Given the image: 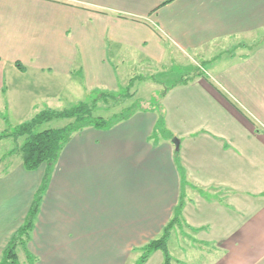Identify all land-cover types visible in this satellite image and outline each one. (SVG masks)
Listing matches in <instances>:
<instances>
[{"label":"crops","instance_id":"crops-1","mask_svg":"<svg viewBox=\"0 0 264 264\" xmlns=\"http://www.w3.org/2000/svg\"><path fill=\"white\" fill-rule=\"evenodd\" d=\"M166 2L0 0V145L10 129L72 95L115 92L111 55L142 64L177 52L208 59L213 46L264 34V0ZM209 61L203 76L162 101L189 183L179 229L200 264H264V46ZM157 120L137 112L112 129L72 136L28 245L37 264H135L134 250L161 236L182 182L174 140L153 138ZM3 170L0 259L46 166L28 172L19 161ZM163 263L159 251L146 264Z\"/></svg>","mask_w":264,"mask_h":264},{"label":"trees","instance_id":"trees-1","mask_svg":"<svg viewBox=\"0 0 264 264\" xmlns=\"http://www.w3.org/2000/svg\"><path fill=\"white\" fill-rule=\"evenodd\" d=\"M172 1L174 0H167L166 3ZM203 75L204 73L196 72L191 77L174 83L164 91L159 103H146L142 100L143 106L137 103L108 118L96 114L98 104L103 102L107 105L109 102L108 100H115L116 103H118V97L115 96V93L113 92L95 91L92 92L90 101L81 102L64 111H55L51 109L44 110L37 114L31 121L10 129L7 134L2 136V138H12L15 141L24 138V143L13 150V153L11 152L10 154L19 155L21 157L26 171L35 172L45 165L46 173L43 183L35 195L34 202L24 224L9 242L3 253V259L0 261V264H19L18 249L20 248L24 251L29 264H37V258L29 252L28 245L32 240L35 225L40 214L41 204L47 191L53 168L56 165L62 150L69 143L74 134L82 133L88 128L109 130L119 123L130 119L137 112H151L158 113V120L155 125L153 138L156 140L166 139L173 142L175 137L166 127L162 101L166 96V93L172 87L176 85H188L190 82H194L198 77ZM127 97L130 98L131 96L127 95ZM144 104L147 107H145ZM59 119L68 120L70 123L62 128L40 130L45 123ZM178 142L175 144V161L182 182L179 203L173 211L171 220L163 228L161 236L149 241L145 246L134 250L135 252L140 253V257L135 264H146L150 257L159 251L164 254L163 264H173V257L170 251V240L177 229L184 228L183 210L187 199L186 188L189 186L187 174L181 162L180 145ZM200 193L206 197V191L200 190Z\"/></svg>","mask_w":264,"mask_h":264},{"label":"rangeland","instance_id":"rangeland-1","mask_svg":"<svg viewBox=\"0 0 264 264\" xmlns=\"http://www.w3.org/2000/svg\"><path fill=\"white\" fill-rule=\"evenodd\" d=\"M262 46H264V34L255 35V37L251 39H243L242 42L230 40L220 43V45H216V47L213 46V50L210 51L207 57L208 59H204L201 55H185L181 52H177L169 56L167 61L163 64H142V62L139 63L138 61H134L131 56H126L124 59L116 54L113 56L111 55L109 56L110 61L117 67L119 74V86L117 90L113 92L115 93L114 95L118 97L119 102L116 103L115 100H108L109 102L107 105L100 102L96 114L108 118L137 103L143 106L142 100L146 103H159L162 94L168 87L182 79L191 77L196 72L204 73L205 69L209 68L208 63L211 58L231 57L235 53L248 52L250 48ZM123 61L125 64H123ZM50 82L52 85V79H50ZM91 94V92H83L82 95L81 93L76 94V96L72 95L70 96L72 97V100H68L69 98H67L65 104L58 106L59 108L57 109L51 110H68L81 102L90 101L92 97ZM119 94L122 97L126 96L122 98ZM127 95L131 97L128 98ZM144 106L147 107L145 104ZM47 109L50 108H45V110ZM69 123L70 121L63 119L54 120L45 123L40 130L62 128ZM19 140L14 141V139L11 138L0 145L2 146L0 147V172L4 171V168L10 167L13 164H18L19 161L22 163V160L18 155L11 156V154L9 156L8 154L9 151L12 152L15 148L23 144V139ZM185 232V230L181 231L178 229L177 232L175 231L170 241L171 254L175 259L174 264H177V260L182 261L184 264H200L201 254L197 253V256L199 257L195 261V258L189 255L187 251L188 244H191L193 240L187 237ZM18 255L19 264H29L24 251L21 248L18 249ZM2 259L3 256L0 261Z\"/></svg>","mask_w":264,"mask_h":264},{"label":"water","instance_id":"water-1","mask_svg":"<svg viewBox=\"0 0 264 264\" xmlns=\"http://www.w3.org/2000/svg\"><path fill=\"white\" fill-rule=\"evenodd\" d=\"M176 142H177V141L174 139V143H175V144H177Z\"/></svg>","mask_w":264,"mask_h":264}]
</instances>
